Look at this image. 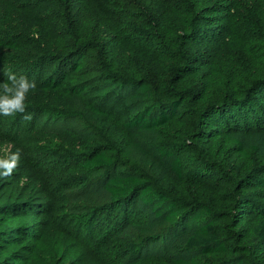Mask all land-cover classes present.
<instances>
[{
	"label": "rangeland",
	"instance_id": "1",
	"mask_svg": "<svg viewBox=\"0 0 264 264\" xmlns=\"http://www.w3.org/2000/svg\"><path fill=\"white\" fill-rule=\"evenodd\" d=\"M218 1L187 0L186 4L212 6ZM233 1L236 6L232 19L208 28L217 27L212 40L190 45L189 57L193 61L201 60L196 63L197 67L209 59L215 61V66H204L197 73L193 72L188 78V87L215 86L218 75L223 81L224 74L228 80L230 73H240L237 81L242 83L250 73L256 72L246 48L264 42V0ZM134 2L138 6L132 8H126L120 0L105 3L109 10L124 11L120 19L127 33L122 36L107 32L105 45L92 51L91 67L99 69V74L112 72L117 77L120 73H131L134 64L146 58L149 41L159 45L150 49L158 53L163 43L162 19L181 5L178 0H151L152 8L146 9L151 4L149 0H132L130 4ZM82 3L49 0L22 7L8 0L6 5H0V30L22 34L27 40L22 51L0 48V54L11 59L0 64V71H10L8 67H13L23 73L28 63L41 58L45 63L40 73L44 70L46 75L50 69L57 68L60 63L50 59L60 53L67 54L73 35H79L90 22ZM168 17L175 21L174 16L168 14ZM89 27L91 33L100 31L94 23ZM230 32L232 36L227 37ZM109 52L112 54L107 56ZM88 77L91 79L94 75ZM109 81L99 83H112ZM69 88V85L59 90L35 87L28 94L25 113L31 115L29 122H33V128L22 132L15 140L0 136V156L17 148L21 150L19 166L11 176L0 179V212L3 213L0 264H174L178 259H194L198 264H238L239 261L264 264V240L256 235L238 242L241 249L236 247L235 252L230 249L225 253L195 255L186 247V236L151 242L137 228L154 220L151 206L143 201L132 205L130 216L118 208L113 211L108 194L96 179L97 172L86 165L88 158L94 149L102 148L117 161L126 160L135 167H142V157L138 150L127 147L129 139L122 127L89 109L88 104L95 96L66 93ZM121 101L119 96L108 97L104 102L100 97L96 103L107 102V107L116 109V116L121 118L126 114ZM25 114L4 116L0 132L10 131ZM256 131L247 135L251 143L257 144L264 131ZM164 145L176 154L180 152L186 166H191L194 151L179 150L172 140H166ZM261 152L260 156L264 157V150ZM201 157L197 154L195 160ZM205 158L212 161L208 156ZM218 163L222 171L231 173V167L222 161ZM157 185L161 192L175 197H182L181 193L189 187L170 182L169 178ZM244 247L247 251L242 250Z\"/></svg>",
	"mask_w": 264,
	"mask_h": 264
},
{
	"label": "trees",
	"instance_id": "2",
	"mask_svg": "<svg viewBox=\"0 0 264 264\" xmlns=\"http://www.w3.org/2000/svg\"><path fill=\"white\" fill-rule=\"evenodd\" d=\"M7 1L0 0V5H6ZM46 1L49 0H13V3L29 7ZM79 1L83 2L90 22L79 35H73L67 54L60 53L50 59L60 65L46 75L44 70L40 73L44 58L28 63L23 73L8 67L10 71H0V82H6L10 72L17 77L34 79L38 88L59 90L69 85L66 93L95 96L88 104L89 109L122 127L129 139L127 147L139 151L142 167L126 160L117 161L102 148L92 151L86 165L97 172L96 179L108 194L113 211L118 208L130 216L132 205L139 200L151 206L154 220L137 227L151 242L186 236L187 249L197 255L225 253L230 249L235 252L236 247L241 249L238 242L242 243L250 235L264 240V157L260 156L264 135L257 144L251 143L247 135L264 131V42L247 46L246 53L256 72L250 73L242 83L237 81L240 73H230L228 80L224 74L223 81L218 75L215 86L188 87V78L193 72L204 66H215V61L209 59L197 67L196 63L201 60L193 61L189 57L190 45L212 40L217 27L208 28L232 19L234 1L220 0L212 6L192 7L189 2L186 4L187 0H178L180 7L168 12L175 21L168 14L162 19L163 43L158 53L150 49L159 45L149 41L146 58L134 64L131 73L127 71L117 77L112 72L99 74V69L91 67L92 51L105 45L107 32L122 36L127 33L120 19L124 11L106 8L108 0ZM120 1L126 8L138 6L135 2L130 4L132 0ZM149 1L151 4L146 9L152 8ZM92 23L100 31L91 33ZM231 36L232 32L227 34ZM26 45L22 34L0 30V48L16 52L24 50ZM9 61L8 55L0 54V64ZM92 75L94 78L90 79L88 76ZM103 80H112L109 81L112 83H99ZM114 96H119L125 106L126 114L121 118L116 116V109L107 107V102L96 103L100 97L104 102ZM3 117L0 115V121ZM23 117L10 131H1L0 136L15 140L33 128V122ZM166 140L175 141L179 150L195 152L190 167L179 151L176 154L164 145ZM197 154L203 157L195 160ZM205 156L212 161L208 162ZM218 161L231 167V173L222 171ZM165 178L189 187L181 193L182 197L161 192L157 184ZM242 250L247 251V247ZM173 263L198 264L194 259H178Z\"/></svg>",
	"mask_w": 264,
	"mask_h": 264
},
{
	"label": "clouds",
	"instance_id": "3",
	"mask_svg": "<svg viewBox=\"0 0 264 264\" xmlns=\"http://www.w3.org/2000/svg\"><path fill=\"white\" fill-rule=\"evenodd\" d=\"M36 81L29 80L28 77L8 73L7 81L0 82V115L13 116L17 113H26V100L30 91L35 89ZM25 120H30V114H25ZM21 160V150L15 152L7 151L0 156V179H6L13 174L19 166Z\"/></svg>",
	"mask_w": 264,
	"mask_h": 264
}]
</instances>
